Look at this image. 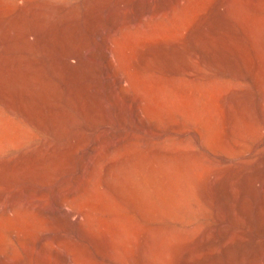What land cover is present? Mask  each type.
Returning a JSON list of instances; mask_svg holds the SVG:
<instances>
[{
  "label": "rangeland",
  "instance_id": "374dc122",
  "mask_svg": "<svg viewBox=\"0 0 264 264\" xmlns=\"http://www.w3.org/2000/svg\"><path fill=\"white\" fill-rule=\"evenodd\" d=\"M0 264H264V0H0Z\"/></svg>",
  "mask_w": 264,
  "mask_h": 264
}]
</instances>
